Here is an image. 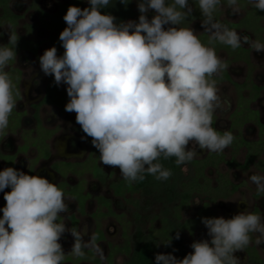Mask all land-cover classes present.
Segmentation results:
<instances>
[{
    "label": "clouds",
    "instance_id": "1",
    "mask_svg": "<svg viewBox=\"0 0 264 264\" xmlns=\"http://www.w3.org/2000/svg\"><path fill=\"white\" fill-rule=\"evenodd\" d=\"M110 2L88 0L90 7L84 9L69 6L63 17L67 27L59 35L63 55L58 56L53 46L39 57L43 73L54 76L56 85H67L70 99L65 111L75 112L76 123L91 138L100 162L118 168L129 183L144 180L145 173L166 181L172 173L158 162L161 157H175L179 166L198 155L197 146L223 152L234 136L214 128L213 116L222 104L224 110L230 105L212 78L227 65L192 27H179L193 13L189 0H137L139 21L119 24L116 17L100 11ZM120 2L127 5L129 0ZM248 2L264 12V0ZM197 3L208 45L219 42L233 50L248 45L255 53H264V44L214 20L221 0ZM227 5L231 15L241 13L238 0H227ZM149 10L156 13L151 20ZM17 43V33L10 30L8 44L0 45V135L17 106L15 85L5 70L17 59ZM249 180L264 193V175L252 174ZM6 188L11 191L4 192ZM0 192L6 201L0 210V264H63L66 254L59 241L66 231L74 238L68 254L84 258V249H90L104 259L95 235L85 240L75 227L58 222L69 206L57 184L7 167L0 171ZM240 202H248L247 197L241 196ZM202 223L210 241L193 242L194 251L182 260L158 253L156 264H240L234 253L252 243L251 234H258L257 247L264 244V222L255 212L230 219L204 217ZM179 238L177 232L175 239ZM170 243L171 238L164 244Z\"/></svg>",
    "mask_w": 264,
    "mask_h": 264
},
{
    "label": "rangeland",
    "instance_id": "2",
    "mask_svg": "<svg viewBox=\"0 0 264 264\" xmlns=\"http://www.w3.org/2000/svg\"><path fill=\"white\" fill-rule=\"evenodd\" d=\"M69 1L71 0H13L11 2L12 11L20 16L15 30L25 41H30V49L21 48L17 52V59L13 64L14 67L21 70L20 97L16 99L17 106L14 109L19 112L24 111L26 115L22 127L12 130L8 125L5 133L0 135V171L8 167L5 155H10L13 156L12 163L15 165V169L29 175L45 177L55 184H58L63 178L54 171V163L61 160H83L90 153L87 136L83 131L81 132L80 125L76 123L75 112H66L56 104H44L39 108L34 106L44 96L49 79V76L45 75L40 68L39 57L46 49L52 47L51 31L40 20L38 8L55 13ZM238 4L241 7L239 15L230 14V10H227V2L220 4L217 10L224 18L239 20L246 15L251 4L249 2L244 4L239 2ZM189 5L193 12L199 9L196 0H189ZM88 7H90L88 0H84V4L80 8ZM100 11L102 14H111L116 17L117 24L129 20L138 22L141 14L138 10L137 0H129L127 5L121 3L120 0H111L110 4L101 8ZM154 15H156L154 10H149L147 13L149 20ZM203 19L202 16L188 17L184 25L192 27L197 35H200L205 33L201 26ZM259 25L264 28V15L260 17ZM8 26L12 31L11 24H0V45H6L9 42L10 30ZM169 26L166 25L165 28ZM239 33L247 34L253 40L264 44V30L258 38L252 31H239ZM244 46L250 49L244 56L246 59H228L220 51H216V53L227 65L226 69L235 82L247 83L248 86L243 91L244 101L250 97L253 83L263 87L260 97L252 101L251 106L260 112L264 122V53H255L248 45ZM63 53L61 42L60 56ZM6 69H9V65ZM220 72L215 76L220 75ZM59 86L63 90L67 89V85L63 82ZM216 86L219 89V95L222 99L227 100L230 107L224 110L225 106L222 104L214 113L213 120L219 129L229 130L232 121L231 113L241 100L240 94L232 82H216ZM36 109H38L39 118L44 127L54 131L53 136L47 139L50 146L48 158L37 159L39 152L36 146L31 145L27 150L22 149L26 143L25 134H29L33 138L37 137L35 131L37 120L34 114ZM241 130L243 136L249 140H257L260 136L264 138V133H260L259 127L254 121L246 123ZM234 133L236 134L237 131L235 130ZM188 147L192 148L193 145L189 144ZM196 150L198 155L194 159L208 154V151L200 150L198 146ZM223 152L227 159L231 158L230 146ZM81 153L84 155H80ZM245 153L246 150L241 149L237 156L239 162L244 161ZM158 162L166 168V163L161 160ZM101 165L105 170V174L101 177L93 176L92 172L88 170L83 174H72L65 178L67 186L70 188L83 181L85 192L89 193L91 197L82 210L79 201L74 196L65 194V197L68 198L66 203L69 209L68 212L60 214L63 218L61 223H65L66 228L69 229L75 227L85 240H88L90 235L97 236L96 232L99 229L103 232V237L96 239V242L103 250L104 259L94 253L97 260L93 259L79 264H108L107 259L112 254L114 264H128L139 244L146 240H152L154 243L155 256L158 253H170L182 260L187 254L194 251L191 248L193 242L211 240L202 221H197L193 226H184L187 219L196 217L209 198L197 195L190 206L176 211L180 201V184L194 176L191 161L180 165L178 172L171 175L166 181L153 177L156 181L155 184L147 185L136 191L125 190L122 195L117 194L114 188L115 183L125 181L120 175L119 169L104 166L102 163ZM219 169L226 173L231 180L242 185L230 196L211 202L207 210L212 212L215 217L222 216L225 219H230L241 212L252 211L262 215V222H264V193L259 194L256 186L249 180L250 175H264V172L257 165H252L249 169H241L222 163ZM209 175L213 179L217 176L214 169L209 171ZM10 191L11 188L4 190V192ZM4 192H0V210L6 204ZM241 196H246L248 202H240ZM99 198H103L109 205L101 204ZM109 209L110 213H108ZM177 232L180 234L179 240L184 245V251L179 247L175 248L171 243L168 246L164 244L171 237H176ZM255 235L258 234H252L253 243H255ZM59 242L62 244L66 256H71L68 253L72 249L74 238L70 232L66 231ZM256 248L264 258V244L256 246ZM234 255L239 259L240 264H248V254L245 250L237 251ZM63 264L77 263L64 260Z\"/></svg>",
    "mask_w": 264,
    "mask_h": 264
},
{
    "label": "trees",
    "instance_id": "3",
    "mask_svg": "<svg viewBox=\"0 0 264 264\" xmlns=\"http://www.w3.org/2000/svg\"><path fill=\"white\" fill-rule=\"evenodd\" d=\"M13 0H0V24L9 23L13 27L12 32L17 33L15 30L16 26L18 25V20L20 18L19 15L15 14L11 9V2ZM227 0H221V2H225ZM168 2H171V0H168ZM84 4V0H71L67 4H64L61 6L60 10L55 13L47 12L41 8H38V11L40 13V20L43 22L45 26H47L51 31V44L52 47L55 46L57 49V55L60 56L61 51V41L59 40V35L63 31L64 28L67 27L63 17L67 12V9L69 6H77L81 7ZM253 12V11H252ZM262 11H256L248 15V17L243 21L240 25H249L251 28H254L257 30V19L259 13ZM197 13H192L189 18L196 17ZM214 15V13H213ZM218 19V18H217ZM187 20V19H186ZM185 20V21H186ZM183 21V23H185ZM240 25L238 24H232L231 30H235ZM18 35V34H17ZM8 44V43H7ZM6 44V45H7ZM9 47H12V45H8ZM231 48L230 46H228ZM21 48H29L30 49V41H25V39L18 35V43L16 46V52H18ZM241 48H238L237 50H240ZM15 60L9 62V69H5L12 81L15 85L14 89V97L15 99H18L20 97V79H21V71L14 67ZM48 84H47V90L46 95L43 100L44 103L47 104H56L59 106L62 110L65 109V105L69 101V97L67 95V91L61 90L59 85H56L54 82V76L48 75ZM256 87L254 95L252 96V100L256 99L259 95V92ZM254 90V89H253ZM16 93H19L16 95ZM246 100V99H245ZM250 101L247 99L244 101V96L241 94V100L240 105L238 106L237 110L234 114V125L241 127L245 121L250 119H258L257 118V112L252 110L249 106ZM9 127L12 130H16L20 127H22V114H19L14 109L12 114L9 117ZM214 127V126H213ZM215 128V127H214ZM32 131V130H31ZM219 131V130H218ZM39 136L38 137H31L29 134H25V140L26 144L22 147L23 150H27L31 145L36 146L39 150V155L37 156V159L41 158H48L49 157V146L46 143V139L51 137L52 131H49L45 129L41 124L38 128ZM221 134H223L221 131H219ZM46 133V134H43ZM89 144L92 150V155L90 156L89 160L82 164H74V163H67V162H59L54 164L55 169L62 174L63 176H67L69 173L74 174H83L85 171H91L93 176L95 177H101L103 175V170L98 166V160H99V152L98 150L92 145L91 138L88 137ZM233 148V154L232 158L230 160L226 161V156L222 153H211L209 156H207L204 159L200 160H194L192 161L193 167H194V176L192 179L188 181H183L180 184V201L177 204L176 211L183 210L184 208L191 205L193 202V199L197 195L205 196L206 198H209V200L204 203L203 208L197 213L196 217L189 218L185 221L184 226H193L196 224L197 221H202V218L208 217L213 218L215 217L212 212L207 210L209 204L211 202L218 201L222 197H228L232 193L238 190V188L241 186V184L234 183L227 174L222 173L219 170V166L223 162H227L231 167H242L245 169H248L252 165H257L258 168L264 172V159H262V155L264 154V141L262 139L258 141H248L242 137L234 136V140L231 144ZM245 148L247 153L245 156L244 163H240L237 160V156L239 155L241 149ZM96 154V155H94ZM5 158L7 159L8 167L12 166L14 168V164L12 163V157L5 155ZM9 160V161H8ZM160 160L164 163H166V169H169L172 173V175L176 174L179 170L180 165L178 166L175 163L176 158L171 157L169 159L160 158ZM215 169L216 170V178H212L208 171L209 169ZM145 178L142 181H136L129 183L127 181H120L118 183L114 184V188L117 194L122 195L125 190L129 191H136L140 190L147 185L155 184L156 181L153 179L152 175L144 174ZM66 184H62L61 188L64 192V194L72 195L74 196L80 203V207L83 210L85 207V203L90 198L89 194H85V189L83 186V181L79 182L76 186L72 187L71 189L66 188ZM77 187V188H76ZM76 188V189H75ZM99 201L101 204L109 205L107 201H104L103 198H99ZM110 213V209L108 210ZM3 213H0V218H2ZM62 217L58 220V222L61 223ZM252 235V234H251ZM103 233L100 231V229L97 232V238H102ZM253 241V240H252ZM171 244L177 248L179 247L184 251V245L181 244V240L175 239V237H171ZM171 245V246H172ZM248 253L251 256V259L253 261H260L264 264V260L260 257L258 251L256 250L254 245H250L245 248ZM85 251V257L84 258H76L73 255L68 256V260H72L74 263H80L81 261H90V260H97L94 252L88 249H84ZM113 255V254H112ZM110 256L107 259L108 264H114L113 256ZM128 264H156L155 262V248L154 243L152 240H146L143 243L139 244L136 251L134 252L131 260Z\"/></svg>",
    "mask_w": 264,
    "mask_h": 264
},
{
    "label": "flooded vegetation",
    "instance_id": "4",
    "mask_svg": "<svg viewBox=\"0 0 264 264\" xmlns=\"http://www.w3.org/2000/svg\"><path fill=\"white\" fill-rule=\"evenodd\" d=\"M196 2H197V0H196ZM225 2H227V1H225ZM225 2H221V4H224ZM246 3V2H248V0H238V3ZM198 6V5H197ZM218 6H220V5H218ZM218 6H217V9H218ZM216 9V11L214 12V20L216 21V22H219V23H221V24H223V25H225V26H227L229 29L231 28V26L230 25H232V24H238V25H240V24H242L243 23V21L248 17V15L249 14H251V13H253V12H256V11H259V10H257L252 4L250 5V8H249V10L247 11V13H246V15H244L242 18H240L239 20H234V19H228V18H224V17H222L221 16V14L218 12V10ZM253 11V12H252ZM193 13H197V15H196V17L197 16H202L201 15V12H200V10L198 9V10H196V11H194ZM259 14H261V15H259L258 16V18L259 19H257V30H255L254 28H251L249 25H240L238 28H236L235 29V31H237L238 33H239V31L240 32H242V31H252L253 32V34L258 38L259 37V34H261L262 32H263V30H264V28H263V26H260L259 25V21H260V17L262 16V15H264V12H261V13H259ZM196 17H194V18H196ZM203 17V16H202ZM204 18V17H203ZM218 18V19H217ZM185 23H186V21H185ZM185 23H181L180 25H179V27H185ZM244 24V23H243ZM258 34V35H257ZM198 37H199V39L202 41V43H204L206 46H211V47H214L215 48V51H220V53H222L223 55H226L227 56V58L228 59H246L244 56H245V54L247 55V53L249 52V48H246V46H241L240 48V50H233L232 48H229L227 45H224V44H221V43H219V42H216L214 45H208V40H209V35L207 34V33H202V34H200V35H198ZM243 56V57H242ZM10 68V67H9ZM21 71V70H20ZM212 79H214L216 82H232L233 84H234V86H235V88H236V90L238 91V94H240V98H241V94L243 95V91L246 89V87L248 86L247 85V83L246 82H244V83H238V82H235L233 79H232V77L229 75V73H228V71H227V69L226 68H224L221 72H220V75H218V76H214ZM253 83V82H252ZM47 84H48V82H47ZM60 87V86H59ZM256 87L258 88L257 90H258V92H259V95H258V97L256 98V99H253L252 100V96L254 95V93L253 92H255V89H256ZM254 89V90H253ZM263 89V87H261V86H259V85H257V84H255V83H253L252 84V89H251V93H250V97L248 98V100L250 101V104H249V106H250V108L252 109V110H254V111H256L257 112V118L258 119H250V120H247V121H245V123H243L242 124V126L241 127H238V126H235L234 125V119H235V117H234V114H235V111L237 110V108H238V106L240 105V101H239V103H238V105H237V107L235 108V110L231 113V117H232V121H231V127H230V129L229 130H223V129H219L217 126H216V124H215V121L213 120V126L217 129V130H219V131H221L222 133H224L225 131H228V132H231L232 133V135L233 136H238V137H242V138H244V139H246V140H248V141H258V140H260V139H262L263 141H264V138L262 137V136H260V138L259 139H257V140H249V139H247V138H245L244 136H243V132H242V128L244 127V125L246 124V123H248V122H250V121H254L256 124H257V126L259 127V130H260V133H264V122H263V119H262V117H261V114H260V112L258 111V110H255V109H253L252 108V106H251V102L252 101H254V100H257L259 97H260V95H261V90ZM46 90H47V85H46V89H45V93H44V96L41 98V100L37 103V104H34V106H35V108H39V107H41L42 105H44V104H47V103H44L43 102V100H44V98H45V95H46ZM61 90H63V89H61ZM63 91H66V90H63ZM37 110V111H36ZM35 110V117H36V120H37V125H36V132H37V137L39 136V132H38V128H39V125L41 124L43 127H44V125L42 124V122L40 121V118H39V114H38V109H36ZM16 112L17 113H19V114H22V124H23V122H24V117H25V115H26V112H19V111H17L16 110ZM45 129H47V130H49V131H52V135L51 136H53V134H54V131L53 130H51V129H48V128H46V127H44ZM81 130V132H82V129H80ZM237 131V133L235 134L234 133V131ZM31 131V130H30ZM43 134H46V133H43ZM87 140H88V137H87ZM46 143L48 144V142H47V139H46ZM26 144V143H25ZM48 146H49V144H48ZM88 146H89V149H90V153H89V155L85 158V159H83V160H61V161H57L56 163H59V162H67V163H74V164H84V163H86L88 160H89V158H90V156L92 155V150H91V147H90V144H89V140H88ZM230 147H231V158H232V154H233V148H232V146L230 145ZM244 150H246L245 148H243ZM38 152H39V150H38ZM211 153H219V152H208V154H206L205 156H203V157H201V158H197V159H193L192 161H194V160H200V159H204V158H206L207 156H209ZM225 156H226V154L224 153V152H222ZM246 153H247V151H246ZM246 153H245V156H246ZM38 155H39V153H38ZM94 155H96V154H94ZM8 156V155H7ZM10 156V155H9ZM49 156H50V146H49ZM263 156V155H262ZM10 157H12L13 158V156H10ZM231 158H229V159H227V156H226V161L227 160H230ZM262 159H264V157H262ZM192 161H191V166L193 167V164H192ZM223 162V163H226L228 166H230L227 162ZM244 161H245V159H244ZM244 161L243 162H240V163H244ZM56 163H54V164H56ZM54 164H53V169H54V171L56 172V173H58L62 178H63V180H61L58 184H57V186L59 187V188H61V186H62V184H66L67 185V182L65 181V178L66 177H68L69 175H72V174H74V173H69L67 176H63L62 174H60L56 169H55V167H54ZM222 164V163H221ZM98 166L100 167V168H102V170H103V174H105V170H104V168H103V166L101 165V163H100V158H99V160H98ZM231 167V166H230ZM14 168H15V165H14ZM239 168H241V169H245V168H242V167H239ZM250 168V167H249ZM248 168V169H249ZM193 169H194V167H193ZM212 170V168L211 169H209V171H211ZM215 170V169H214ZM220 170V169H219ZM209 171H208V173H209ZM216 171V170H215ZM222 172V171H221ZM223 173V172H222ZM226 174V173H225ZM76 175V174H75ZM233 181V180H232ZM234 182V181H233ZM234 183H236V182H234ZM236 184H241V183H236ZM242 185V184H241ZM241 187V186H240ZM239 187V188H240ZM67 189H71L69 186H67L66 187ZM238 188V189H239ZM85 194H89V193H87V192H85ZM260 194V193H259ZM258 194V195H259ZM67 195V194H66ZM90 195V194H89ZM91 197V196H90ZM220 200V199H219ZM88 201V200H87ZM1 213V212H0ZM62 217V216H61ZM62 220H63V218H62ZM78 221V220H77ZM62 222V221H61ZM97 232H98V230H97ZM96 232V233H97ZM103 233V232H102ZM97 235V234H96ZM96 238H97V236H96ZM97 239H99V238H97ZM251 245H254L255 246V243H251ZM255 248H256V246H255ZM88 250H90V249H88ZM246 252H247V254H248V264H263V263H261L260 261H253L252 259H251V256H250V254L248 253V251L246 250V249H244ZM256 250H257V248H256ZM258 251V250H257ZM259 253V252H258ZM260 255V254H259ZM67 257L68 256H66L65 257V260L66 261H69V262H72V260H68L67 259ZM260 257L264 260V258L260 255ZM84 262H88V261H81L80 263H84ZM74 263V262H73ZM79 264V263H78Z\"/></svg>",
    "mask_w": 264,
    "mask_h": 264
}]
</instances>
